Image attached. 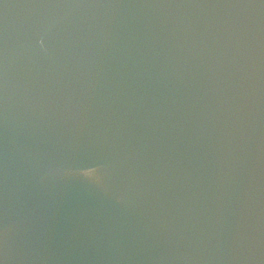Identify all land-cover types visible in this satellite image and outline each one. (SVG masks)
Here are the masks:
<instances>
[{
	"label": "water",
	"instance_id": "water-1",
	"mask_svg": "<svg viewBox=\"0 0 264 264\" xmlns=\"http://www.w3.org/2000/svg\"><path fill=\"white\" fill-rule=\"evenodd\" d=\"M0 264H264V0H0Z\"/></svg>",
	"mask_w": 264,
	"mask_h": 264
}]
</instances>
